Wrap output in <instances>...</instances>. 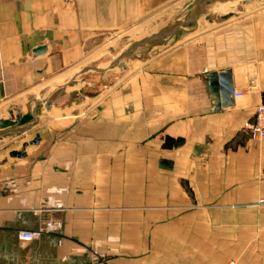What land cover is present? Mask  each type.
Instances as JSON below:
<instances>
[{
    "label": "crops",
    "instance_id": "0c3cea01",
    "mask_svg": "<svg viewBox=\"0 0 264 264\" xmlns=\"http://www.w3.org/2000/svg\"><path fill=\"white\" fill-rule=\"evenodd\" d=\"M173 1L0 0V131L24 129L0 136V264H264V18L232 23L263 2L230 1L222 27L197 22L46 107L105 36L171 19Z\"/></svg>",
    "mask_w": 264,
    "mask_h": 264
},
{
    "label": "rangeland",
    "instance_id": "374dc122",
    "mask_svg": "<svg viewBox=\"0 0 264 264\" xmlns=\"http://www.w3.org/2000/svg\"><path fill=\"white\" fill-rule=\"evenodd\" d=\"M230 1L234 0H209V4L207 6L206 12H204L201 16V18L198 20L199 26H201V31H209L214 28H220L222 26L213 24V21L218 18V16H223L222 18L225 17V19L229 18L228 13H229V8L230 6L228 5ZM187 2V3H186ZM260 3L263 2L264 0H251L252 6L254 3ZM211 3H216L217 6H215L213 9L209 8L211 6ZM197 4L198 1L195 0H174L173 1V6H172V18L169 19V12L167 16H159L155 21L149 22L147 25H142V26H137L135 28H132L130 30H127L123 33L120 34H113V35H108L104 37V42H106V51L103 52V55L101 58L94 59L92 63H90V67L84 68L89 69V68H96L99 66H107L109 65L114 59H116L118 56H120L130 45H132L135 42L141 41L147 37L156 35L158 33H161L168 29L170 26L175 25L179 22L185 21L188 19L190 16H192L196 11H197ZM220 4V5H219ZM235 5V4H234ZM221 8V9H220ZM241 8V7H239ZM243 8V7H242ZM251 8V7H250ZM232 9H235V6H232ZM239 12L243 11L242 9H238ZM227 14V15H226ZM264 18V8L261 11H258L257 13L246 17L242 19H234L232 23L234 24H245L247 23H258L260 19ZM231 20V19H230ZM230 24V23H229ZM226 25V24H225ZM224 25V26H225ZM196 27L195 25H189L187 27H184L180 33L177 34V37H185L186 35L191 34L190 31ZM198 34V33H197ZM170 40V39H169ZM175 41L168 42L167 44L173 45ZM168 47H164L163 50H166ZM150 49V47H146L144 50H141L137 52L136 54L130 56L125 62H123V66H114V68L109 69L111 77L108 80L107 78L102 79L103 74L101 73H86L83 74L82 77H80L78 80L82 79H87V85L84 87H77L75 88H81L79 93H73L75 89L71 90V87L68 89L70 90V93L65 99H60L61 104L60 105H66L70 98H73L75 94L80 96L82 99L85 96H95L100 93V91L107 86H110L112 83L116 82V76L118 73L122 72L123 69L127 67V61L131 59L133 56H138L139 54H143V52H146L145 50ZM161 50V49H159ZM83 70V69H82ZM109 70H107L109 72ZM106 71V72H107ZM117 72V73H116ZM114 81V82H113ZM80 82V81H79ZM79 84V83H78ZM79 86V85H78ZM59 87H51L49 90V94H44L47 99L54 94L53 92H57V89ZM68 92V91H67ZM52 94V95H51ZM43 97V96H42ZM41 98V97H40ZM62 100V101H61ZM43 103V102H42ZM37 109L39 110H44L45 106L42 104L40 105Z\"/></svg>",
    "mask_w": 264,
    "mask_h": 264
},
{
    "label": "water",
    "instance_id": "95a60500",
    "mask_svg": "<svg viewBox=\"0 0 264 264\" xmlns=\"http://www.w3.org/2000/svg\"><path fill=\"white\" fill-rule=\"evenodd\" d=\"M205 2H206V0H202L199 8H197V11L192 16H190L188 19H186L185 21H182V22H179L175 25H172L168 29H166L165 31H163L161 33H158L156 35L147 37L141 41L133 43L120 56H118L116 59H114L109 65L99 66L96 68H89V69H85V70H82V71L76 73L75 75H73L71 77V79L67 83L63 84L62 86H59V88H58L59 90L54 97H52L50 99H47V98L44 99V101L47 104L46 107L50 108L51 105L53 104V102H55V100L57 98H59V96H62L65 93V90L68 86H74V85L78 84L76 79L78 77H80L81 75L86 74V73H103L109 69L114 68V66H116V65L117 66H123L122 60L129 58L130 56L136 54L137 52H139L141 50H144L146 47L159 45V44L163 43L166 39L171 38L173 36H176L178 33H180L182 31V29H184V27L196 24L197 21L202 16V14L204 13V10L202 9V7L204 6ZM45 50H46L45 47H40L35 51V53H40V52L45 51ZM42 101L43 100L38 98L36 100V103H40ZM23 130L24 129L3 130V131H0V136L7 135V134H18V133L22 132ZM37 141L38 140H36V142Z\"/></svg>",
    "mask_w": 264,
    "mask_h": 264
},
{
    "label": "built area",
    "instance_id": "2783aa9c",
    "mask_svg": "<svg viewBox=\"0 0 264 264\" xmlns=\"http://www.w3.org/2000/svg\"><path fill=\"white\" fill-rule=\"evenodd\" d=\"M234 96L241 97L244 91L234 90ZM252 138L255 140L264 138V103L260 104L256 108L255 121L250 125ZM61 224L59 222L49 221L46 223L45 228L39 231H22L19 237L23 241H33L42 234H53L59 231Z\"/></svg>",
    "mask_w": 264,
    "mask_h": 264
},
{
    "label": "bare ground",
    "instance_id": "6f19581e",
    "mask_svg": "<svg viewBox=\"0 0 264 264\" xmlns=\"http://www.w3.org/2000/svg\"><path fill=\"white\" fill-rule=\"evenodd\" d=\"M198 22V21H197ZM128 59V58H127ZM127 59H124V60H122V62H125ZM110 71V70H109ZM108 72V71H107ZM69 87V86H68ZM65 92L67 93V88H66V90H65ZM53 104H54V102H53ZM52 104V105H53Z\"/></svg>",
    "mask_w": 264,
    "mask_h": 264
}]
</instances>
